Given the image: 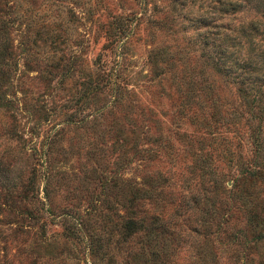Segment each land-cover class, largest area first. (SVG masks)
<instances>
[{"label":"rangeland","instance_id":"374dc122","mask_svg":"<svg viewBox=\"0 0 264 264\" xmlns=\"http://www.w3.org/2000/svg\"><path fill=\"white\" fill-rule=\"evenodd\" d=\"M263 145L264 0H0V264H264Z\"/></svg>","mask_w":264,"mask_h":264},{"label":"trees","instance_id":"16d2710c","mask_svg":"<svg viewBox=\"0 0 264 264\" xmlns=\"http://www.w3.org/2000/svg\"><path fill=\"white\" fill-rule=\"evenodd\" d=\"M3 58H5V57H3ZM254 169L248 168V172L250 174H252V175L255 174L256 176H262V177H264V167H263L262 164L257 165V169L256 168H254ZM137 225L138 226H141L142 225V223H140L137 218H135V217H129V218H127V220H126V226L127 227L134 229L135 226H137Z\"/></svg>","mask_w":264,"mask_h":264}]
</instances>
